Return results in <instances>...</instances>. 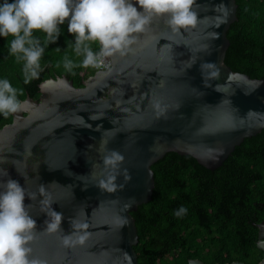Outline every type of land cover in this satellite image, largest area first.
Returning a JSON list of instances; mask_svg holds the SVG:
<instances>
[{
    "label": "water",
    "instance_id": "water-1",
    "mask_svg": "<svg viewBox=\"0 0 264 264\" xmlns=\"http://www.w3.org/2000/svg\"><path fill=\"white\" fill-rule=\"evenodd\" d=\"M237 9L236 0H194L196 24L181 28L169 23L170 14H152L131 45L104 57L109 70L79 88L65 75L50 78L39 100L28 96L11 113L0 128V184L14 179L25 189L26 210L37 222L31 258L140 264L132 213L152 200V166L177 153L214 171L264 130V79L225 62ZM113 151L123 157L116 167L104 163ZM53 210L63 218L50 233L44 221ZM74 221L88 227L73 229ZM258 229L264 251V221ZM74 231L88 233L87 240L66 246L63 237Z\"/></svg>",
    "mask_w": 264,
    "mask_h": 264
},
{
    "label": "trees",
    "instance_id": "trees-1",
    "mask_svg": "<svg viewBox=\"0 0 264 264\" xmlns=\"http://www.w3.org/2000/svg\"><path fill=\"white\" fill-rule=\"evenodd\" d=\"M236 3L238 19L228 31L231 44L225 62L235 72L264 79V0ZM58 27V41L47 44L39 77L28 84L24 83L23 60L9 54L7 43L12 37H0V80L7 79L22 90L19 100L28 95L38 98L40 85L50 78L65 75L79 88L94 75L92 66L64 68L65 56L77 65L83 56L68 44L75 42L68 21ZM33 35L43 46L46 34ZM85 43L94 52L100 50L98 42ZM11 122V113H0V128ZM152 169V200L132 213L139 235L135 250L140 264H189L192 259L203 264H260L264 258V251L257 247L258 224L264 221V130L245 139L214 171L177 153H168ZM181 208L186 211L177 215Z\"/></svg>",
    "mask_w": 264,
    "mask_h": 264
},
{
    "label": "clouds",
    "instance_id": "clouds-1",
    "mask_svg": "<svg viewBox=\"0 0 264 264\" xmlns=\"http://www.w3.org/2000/svg\"><path fill=\"white\" fill-rule=\"evenodd\" d=\"M194 0H14L0 3V37L6 40L10 55L17 61L23 60L24 83L28 84L39 77L40 60L48 43H56L60 36L59 25L68 21V32L75 37L69 46L77 55H82L80 64L65 56L66 70L80 66L99 67L104 57L113 56L131 45L133 33L142 32L150 16L170 14L169 23L177 28L195 25L197 14L192 11ZM142 11H139L136 5ZM46 34L44 45L33 35ZM86 41L98 42L99 52H94ZM59 51V49H57ZM22 90L14 88L7 79L0 80V113L7 116L16 113L22 106L18 99ZM123 157L113 151L104 163L116 167ZM129 178L126 176V179ZM115 176L108 178L113 184ZM104 182H102L103 184ZM107 186V185H104ZM114 184L113 189L114 190ZM0 264H43L31 258L29 242L34 237L37 222L26 210L25 189L14 179L0 184ZM181 208L177 215L184 213ZM52 219L45 220L46 231L60 229L63 214L53 210ZM87 224L72 223L73 229H86ZM73 236H77L73 240ZM88 233L77 231L66 234L63 243L83 244Z\"/></svg>",
    "mask_w": 264,
    "mask_h": 264
},
{
    "label": "built area",
    "instance_id": "built-area-1",
    "mask_svg": "<svg viewBox=\"0 0 264 264\" xmlns=\"http://www.w3.org/2000/svg\"><path fill=\"white\" fill-rule=\"evenodd\" d=\"M93 68H94L95 72L96 71H107V70H109L111 68V61L107 60L106 63H103V65H101L99 67H93Z\"/></svg>",
    "mask_w": 264,
    "mask_h": 264
},
{
    "label": "flooded vegetation",
    "instance_id": "flooded-vegetation-1",
    "mask_svg": "<svg viewBox=\"0 0 264 264\" xmlns=\"http://www.w3.org/2000/svg\"><path fill=\"white\" fill-rule=\"evenodd\" d=\"M28 96H29L30 98H33L34 100H39V97H40V96H39L38 98H36V97L31 96V95H28ZM28 96H27V97H28ZM27 97H26V98H27ZM26 98L21 99L20 101L22 102V101H24ZM12 119H13V117H12ZM262 222H263V221H262ZM262 222H261V223H262ZM259 224H260V223H259ZM259 224H258V225H259ZM258 236H259V234H258ZM258 239H259V238H258ZM202 263H203V262H202Z\"/></svg>",
    "mask_w": 264,
    "mask_h": 264
}]
</instances>
